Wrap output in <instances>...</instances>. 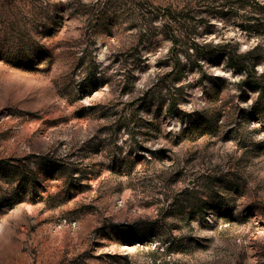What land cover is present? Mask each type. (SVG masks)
<instances>
[{
    "label": "rangeland",
    "instance_id": "1",
    "mask_svg": "<svg viewBox=\"0 0 264 264\" xmlns=\"http://www.w3.org/2000/svg\"><path fill=\"white\" fill-rule=\"evenodd\" d=\"M0 264H264V0H0Z\"/></svg>",
    "mask_w": 264,
    "mask_h": 264
},
{
    "label": "trees",
    "instance_id": "2",
    "mask_svg": "<svg viewBox=\"0 0 264 264\" xmlns=\"http://www.w3.org/2000/svg\"><path fill=\"white\" fill-rule=\"evenodd\" d=\"M159 16H161L162 18H164V23H163V25H165V24H167V23H171L172 21H173V23H174V25L176 24V22L178 23V25L180 24H183V23H185V21L184 20H180V21H176V19L174 18V17H172L171 15H169V14H159ZM177 25V26H178ZM172 42H173V44H176V40H174V39H172ZM230 65L232 66L233 64H232V60H231V63H230ZM235 65H237V68H239V71L240 72H243L244 74H245V76H248L249 75V73H248V71H249V67L248 66H246V62H242L241 64H235ZM239 65V66H238ZM233 67V66H232ZM175 97V96H174ZM169 100H168V104H167V112L169 113V114H172V113H175V111L177 110L176 108H178V102H177V100H176V98H168ZM195 126V125H194ZM193 126V127H194ZM191 127H189V129H190ZM185 130H186V128H185Z\"/></svg>",
    "mask_w": 264,
    "mask_h": 264
}]
</instances>
